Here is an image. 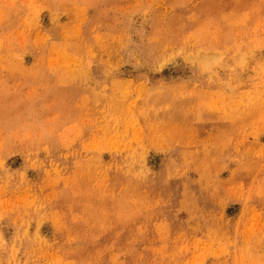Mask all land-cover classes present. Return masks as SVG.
<instances>
[{
	"label": "rangeland",
	"instance_id": "rangeland-1",
	"mask_svg": "<svg viewBox=\"0 0 264 264\" xmlns=\"http://www.w3.org/2000/svg\"><path fill=\"white\" fill-rule=\"evenodd\" d=\"M263 14L0 0V264H264Z\"/></svg>",
	"mask_w": 264,
	"mask_h": 264
},
{
	"label": "bare ground",
	"instance_id": "bare-ground-1",
	"mask_svg": "<svg viewBox=\"0 0 264 264\" xmlns=\"http://www.w3.org/2000/svg\"><path fill=\"white\" fill-rule=\"evenodd\" d=\"M230 14H231V13H230ZM263 15H264V14H263ZM230 17H231V16H230ZM221 18H222V17H221ZM251 18H252V17H251ZM257 18H258V17H257ZM231 19H232V17H231ZM221 20H222V19H221ZM247 20H248V19H247ZM245 22H246V21H245ZM228 23H229V22H228ZM228 25H229V24H228ZM242 25H243V24H242ZM223 26H224V25H223ZM230 26H231V25H230ZM234 27H236V23H235V26H234ZM230 29H231V28H230ZM250 30H251V29H250ZM256 38H257V37H256ZM225 45H226V44H225ZM98 47H99V46H98ZM98 47H96V48H98ZM138 47H139V46H138ZM123 49H124V48H123ZM123 49H122V50H123ZM119 50H120V49H119ZM237 54L239 55V53H237ZM241 54H242V53H241ZM241 54H240V55H241ZM246 55H247V54H246ZM243 56H244V55H243ZM211 61H212V60H211ZM211 61H210V62H211ZM207 63H208V62H207ZM100 75H101V74H100ZM57 78H58V77H57ZM63 78H64V77H63ZM130 86H131V84H130ZM132 159H133V158H132ZM100 168H101V167H100ZM148 174H149V173H148ZM144 176H145V175H144Z\"/></svg>",
	"mask_w": 264,
	"mask_h": 264
}]
</instances>
